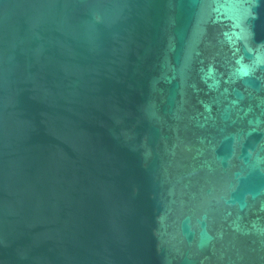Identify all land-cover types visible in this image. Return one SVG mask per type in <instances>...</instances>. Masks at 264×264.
<instances>
[{"label": "water", "instance_id": "water-1", "mask_svg": "<svg viewBox=\"0 0 264 264\" xmlns=\"http://www.w3.org/2000/svg\"><path fill=\"white\" fill-rule=\"evenodd\" d=\"M0 264H264V0H0Z\"/></svg>", "mask_w": 264, "mask_h": 264}]
</instances>
